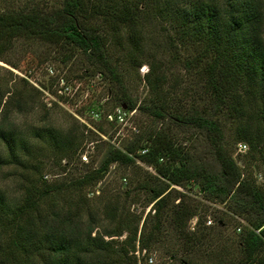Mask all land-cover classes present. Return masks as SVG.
Wrapping results in <instances>:
<instances>
[{
	"label": "trees",
	"instance_id": "obj_1",
	"mask_svg": "<svg viewBox=\"0 0 264 264\" xmlns=\"http://www.w3.org/2000/svg\"><path fill=\"white\" fill-rule=\"evenodd\" d=\"M48 3L27 4L18 11L0 9V59L19 39L39 40L79 53L86 56L100 77L117 87L111 100L134 111L137 104L113 63L110 43L125 37L139 47L144 42L143 12L151 9L156 11L157 19L173 27L172 41L191 50L183 67L193 82L192 96L187 108L177 107L174 111L164 99L139 107L162 127L146 137L135 138L123 149L110 148L98 168L86 170L74 182L78 186L97 183L113 164L131 166L139 160L152 167L156 175L149 174L142 183L154 211V227L147 235L148 220L140 234V219L134 227L98 232L95 226L83 224L80 212L50 213L43 209L46 198L67 184L46 185L43 191L29 186L17 204L0 189V229L8 234L6 244L0 239V264H125L124 259L130 251H136L137 243L141 251L158 244L165 224L172 227L173 236L182 241L190 256L196 246L210 238L201 222L194 231L187 230V221L195 213L184 206L186 194L176 187L188 189L190 185L198 186L203 199L226 204L230 213L246 222L240 234L239 256L228 264H264V0ZM146 79L160 94L164 86L161 78L150 80L148 75ZM9 97L11 94L4 103L5 110L25 104L22 97L13 102ZM2 102L0 97V106ZM229 120L236 122V141L247 143L252 160L260 163L262 184L251 172L252 163L233 157L225 140ZM173 126L196 131L207 146L206 152L180 143L171 132ZM11 128L8 121L0 125V140L6 151L5 157L0 155V167H25L23 155L30 153L29 146ZM82 136L77 129L65 133L48 129L35 132L33 137L49 142L62 158H74ZM177 199L180 201L175 205ZM125 231L129 233L125 244L131 246L130 250L116 252L115 240L106 237H120ZM190 259L182 263L189 264Z\"/></svg>",
	"mask_w": 264,
	"mask_h": 264
},
{
	"label": "rangeland",
	"instance_id": "obj_2",
	"mask_svg": "<svg viewBox=\"0 0 264 264\" xmlns=\"http://www.w3.org/2000/svg\"><path fill=\"white\" fill-rule=\"evenodd\" d=\"M48 2L0 0V9L18 11L27 4L48 5ZM155 14L156 11L151 9L143 12L144 42L139 47L125 37L110 43L113 63L126 91L137 104L134 111L117 106L111 100L117 87L100 77L86 56L79 53H70L39 40L19 39L14 48L0 59V97L3 99L0 125L8 121L20 140L29 146L30 152L23 155L25 167H0V189L13 204L22 201L29 186L43 191L46 185L57 187L67 184L59 186L60 190L53 191L46 198L43 209L50 213L80 212L83 224L95 226L98 232L134 227L137 219H140L139 234L146 220V235L154 227L153 203L149 202V194L142 189V183L149 174L156 175V172L143 162L138 160L131 166L113 164L97 183L78 186L74 182L86 170L98 168L110 148L123 149L135 138L146 137L162 127L161 122L138 110L139 107L164 99L174 111L177 107L187 108L190 102L193 82L183 67V60L191 55V50L172 41L175 38L173 27L157 19ZM148 75L150 80L161 78L164 86L160 94L150 88L146 79ZM10 94L12 102L22 97L25 104L5 110L3 106ZM118 110L124 114L122 122L115 118ZM109 114L113 121L107 118ZM225 126V140L233 157L252 163L251 172L257 183L262 184L261 165L252 160L249 145L245 143L247 149L244 153L238 152L241 142L236 141V122L226 121ZM48 129L60 133L77 129L80 135L83 134L74 158H62L49 142L33 137L35 132ZM171 132L183 145L197 152H206V144L193 129L181 130L173 126ZM0 155L6 156L1 140ZM83 155L87 156V162L83 161ZM176 188L186 194L184 206L195 213L187 221V230L194 231L201 222L210 238L196 246L189 256L182 241L173 236L172 227L165 224L161 241L142 251L137 243L136 251H130L124 259L125 264H183V259L190 258L189 264H228L237 258L240 234L246 222L230 213L226 204L203 199L198 186L190 185V191ZM179 201L177 199L174 204ZM3 233L4 230L0 229L1 243L6 244L8 234ZM128 236L125 231L120 237H106V240L114 239V250L122 252L123 249L130 250L131 246L125 244Z\"/></svg>",
	"mask_w": 264,
	"mask_h": 264
},
{
	"label": "built area",
	"instance_id": "obj_3",
	"mask_svg": "<svg viewBox=\"0 0 264 264\" xmlns=\"http://www.w3.org/2000/svg\"><path fill=\"white\" fill-rule=\"evenodd\" d=\"M123 115H124V114H123L120 110H118L117 113L115 114V118H116L117 120H119L120 122H122L123 119H124V118H123ZM107 118H108L110 121H113L112 115L109 114V115L107 116ZM115 121H116V120H115ZM246 149H247V145H246L245 143H240V144H238V152H240V153H244V152L246 151ZM141 153H142V154L146 153V149H145V150H142ZM82 159H83V161H85V162L88 161V158H87L86 155H83V156H82ZM149 169L152 170V167H149ZM208 224H211V220H208ZM149 260H150V262H152V259H151V258H150Z\"/></svg>",
	"mask_w": 264,
	"mask_h": 264
}]
</instances>
